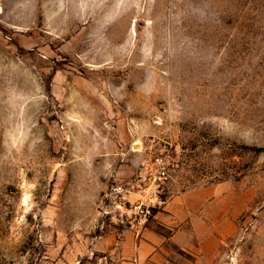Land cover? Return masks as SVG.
<instances>
[{
	"label": "rangeland",
	"instance_id": "obj_1",
	"mask_svg": "<svg viewBox=\"0 0 264 264\" xmlns=\"http://www.w3.org/2000/svg\"><path fill=\"white\" fill-rule=\"evenodd\" d=\"M155 149L175 165L160 213L219 186L232 234L113 213ZM190 228L204 251L169 239ZM0 264H264V0H0Z\"/></svg>",
	"mask_w": 264,
	"mask_h": 264
},
{
	"label": "built area",
	"instance_id": "obj_2",
	"mask_svg": "<svg viewBox=\"0 0 264 264\" xmlns=\"http://www.w3.org/2000/svg\"><path fill=\"white\" fill-rule=\"evenodd\" d=\"M149 151L154 145H145ZM175 165L164 149H155L147 158L139 162L132 177L110 187L107 199L130 229L139 233L156 215L168 206L171 193L168 185Z\"/></svg>",
	"mask_w": 264,
	"mask_h": 264
},
{
	"label": "crops",
	"instance_id": "obj_3",
	"mask_svg": "<svg viewBox=\"0 0 264 264\" xmlns=\"http://www.w3.org/2000/svg\"><path fill=\"white\" fill-rule=\"evenodd\" d=\"M204 192L206 197L203 198L202 195L198 199L201 205L205 204L202 209L201 206L196 208L190 207L189 210H191V212L186 215L183 211L182 206L170 205V212H172L173 214L171 216L166 215V217L165 214L158 213L156 215V221L159 224H178L180 222L185 223V221H189V224H201L203 216L208 218V216L210 215H215L216 219H213L211 221V224L217 223V225L213 227L215 229L213 232H217L218 235L232 234L235 231L234 194H230L229 192L225 194L222 188L219 186L206 189ZM189 210L186 209V211L188 212ZM167 220H172V222L166 223ZM154 230V225L150 223L144 231V241H140L137 246V256L135 255V253L133 254L135 256L134 258H137L140 262L146 261V259H153V257L156 256L159 251L161 240L158 239V237L160 236L155 233ZM196 236L198 238H202V235L199 236L196 231L190 228L189 230L183 229L181 231L179 230L174 232L170 235L169 239L182 249L188 251L194 249L196 251H204L205 249L202 244L194 248L193 241Z\"/></svg>",
	"mask_w": 264,
	"mask_h": 264
}]
</instances>
